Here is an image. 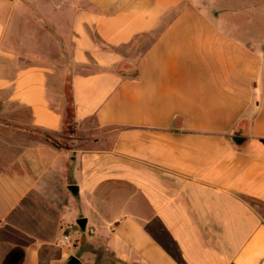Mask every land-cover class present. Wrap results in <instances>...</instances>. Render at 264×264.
I'll use <instances>...</instances> for the list:
<instances>
[{"label":"crops","instance_id":"obj_1","mask_svg":"<svg viewBox=\"0 0 264 264\" xmlns=\"http://www.w3.org/2000/svg\"><path fill=\"white\" fill-rule=\"evenodd\" d=\"M213 21L188 0H0V264H67L80 216L110 229L79 264H264V39Z\"/></svg>","mask_w":264,"mask_h":264},{"label":"rangeland","instance_id":"obj_2","mask_svg":"<svg viewBox=\"0 0 264 264\" xmlns=\"http://www.w3.org/2000/svg\"><path fill=\"white\" fill-rule=\"evenodd\" d=\"M188 2L189 7L195 8L209 18H214L213 22L223 34L225 33L226 35L231 33L234 35L233 33H241L242 36L250 37L254 42L259 43L261 40L263 41L264 0H188ZM215 5H224L228 6V8L217 9L215 8ZM233 6L235 7V10L230 16H228V9ZM240 6H242L243 9ZM58 13L56 14L53 12V14L49 16V19L53 21V19H56L55 17H58ZM240 27L241 30L239 29ZM63 91L69 120L70 115L73 114V101L69 76L66 80V85ZM71 131H74L73 127L66 128L67 133H70ZM60 142L63 144H70L68 139H62ZM77 219L71 223V228L68 230L72 238V243L69 245L71 252L78 254L85 250L84 247H87V250L89 248V250H91L93 249V246H95L100 257H103L104 254L108 255V251L105 247V239L107 237L106 233H108L110 227L106 224L90 220L87 223L86 229H83ZM114 220H118V218ZM91 226L95 228V232L90 231V229H93Z\"/></svg>","mask_w":264,"mask_h":264},{"label":"water","instance_id":"obj_3","mask_svg":"<svg viewBox=\"0 0 264 264\" xmlns=\"http://www.w3.org/2000/svg\"><path fill=\"white\" fill-rule=\"evenodd\" d=\"M241 138H242V136H238V135L235 136V139H236V140H239V139H241ZM70 187H71V188H76L77 186H76V184H70ZM77 220H78L80 226H81L83 229H86V224H87L88 218H87L86 216H80ZM11 262H12V263H11ZM11 262H10L11 264H15V263H16V262H15V259H11ZM79 262H80V258H79V256L76 255V254H73V255L70 257V259H69V264H79Z\"/></svg>","mask_w":264,"mask_h":264},{"label":"built area","instance_id":"obj_4","mask_svg":"<svg viewBox=\"0 0 264 264\" xmlns=\"http://www.w3.org/2000/svg\"><path fill=\"white\" fill-rule=\"evenodd\" d=\"M68 230L65 231L63 233V235H62V242H63V244H70V243H72V238H71L70 233L68 232ZM90 231L93 232L94 230L93 229H90Z\"/></svg>","mask_w":264,"mask_h":264},{"label":"trees","instance_id":"obj_5","mask_svg":"<svg viewBox=\"0 0 264 264\" xmlns=\"http://www.w3.org/2000/svg\"><path fill=\"white\" fill-rule=\"evenodd\" d=\"M71 118H72V115H70L68 122L71 120ZM69 127H72V126L69 125ZM45 136H46L47 138H50L54 143H56V144H58V145H63L62 142H60L59 140H57L56 138H54L50 133L46 132V133H45ZM64 145L67 146V144H64ZM67 264H69V261L67 262Z\"/></svg>","mask_w":264,"mask_h":264}]
</instances>
